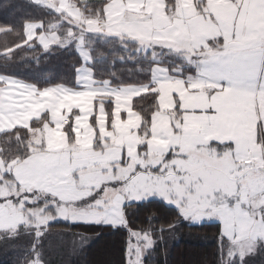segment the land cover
Listing matches in <instances>:
<instances>
[{
  "label": "snow or ice",
  "instance_id": "snow-or-ice-1",
  "mask_svg": "<svg viewBox=\"0 0 264 264\" xmlns=\"http://www.w3.org/2000/svg\"><path fill=\"white\" fill-rule=\"evenodd\" d=\"M41 6L70 27L57 36L45 34L43 21L26 24L24 42L36 36L45 50L75 42L83 66L75 88L40 89L0 74V120L49 118L41 128L14 125L29 139L23 158L0 162V238L31 235L25 264H46L41 241L53 222L127 229L128 208L158 198L178 213L156 229L161 238L179 220H215L221 264H246L264 250V0H105L103 21L67 0ZM86 34L136 45L149 60L147 82L128 88L97 78ZM164 53L179 62H161ZM141 93L154 97L147 127L128 103ZM152 232L130 231L129 264H143Z\"/></svg>",
  "mask_w": 264,
  "mask_h": 264
},
{
  "label": "trees",
  "instance_id": "trees-1",
  "mask_svg": "<svg viewBox=\"0 0 264 264\" xmlns=\"http://www.w3.org/2000/svg\"><path fill=\"white\" fill-rule=\"evenodd\" d=\"M41 4L30 0H0V74L20 78L40 89L58 85L75 88L76 69L82 66L75 42L70 46L52 44L48 50L43 49L39 40L24 42L25 25L30 21H43L45 31H55L57 36L66 35L70 27L62 21V16ZM92 4L86 3L84 8L90 12L89 5ZM76 32L79 30L75 29ZM86 35L87 47L93 49L97 78L111 80L113 85L121 87L147 82L149 60L138 56L134 51L136 45L129 44L125 48L115 38ZM160 59L170 66L179 62L170 53H164ZM153 104L154 97L147 93L134 98L133 107L142 113L145 127ZM105 106L111 119L110 101ZM47 119L45 114L40 120H33L31 127L41 128ZM93 123L96 124L95 119ZM13 128L0 132V157L6 163L23 158L21 149L29 139L25 127ZM127 211L130 221L127 229L71 224L62 220L53 222L41 241L46 264H129L126 248L131 240L130 231L149 227L153 229L152 238L156 243L151 250H145L144 264H221L222 224L219 221L193 225L179 220L175 230L164 231L161 238L156 229L166 228L169 221L176 220L175 208L157 198L141 205L132 204ZM82 236L88 237L83 243ZM32 241L31 235H22L15 240L0 238V264H25ZM246 264H264V250L247 257Z\"/></svg>",
  "mask_w": 264,
  "mask_h": 264
},
{
  "label": "crops",
  "instance_id": "crops-1",
  "mask_svg": "<svg viewBox=\"0 0 264 264\" xmlns=\"http://www.w3.org/2000/svg\"><path fill=\"white\" fill-rule=\"evenodd\" d=\"M38 2H44V0H38ZM67 2H69V3H73L74 5H76L77 7H78V10L80 11V12H82V14L83 15H85V16H88V17H93V18H98V19H100L101 21H103V19H104V12H103V8H104V3H105V0H67ZM86 3H88V4H91V3H94V4H92V5H89L90 7V12H88L87 11V9H85L84 7H85V4ZM97 3L99 4V5H97ZM38 22H41V21H30V22H28L27 24H29V25H31V24H34V23H38ZM75 29L76 28H73V32L75 31ZM25 31H26V29H25ZM39 29L37 30V33H39ZM44 31H45V29H44ZM45 34L46 35H49L46 31H45ZM57 35V34H56ZM35 40H38L37 38H36V36H34L33 37V39L32 40H29V41H27V43L28 42H32V41H35ZM51 46V45H50ZM78 50H79V48H78ZM83 66V65H82ZM81 67V66H80ZM14 78V77H13ZM15 79H19V80H22V79H20V78H15ZM22 81H24V80H22ZM25 83H28V82H26V81H24ZM28 84H31V83H28ZM32 85H34V84H32ZM59 86H65V87H69V86H66V85H58V86H50V87H46V88H53V87H59ZM137 86H139V85H130V86H122V87H128V88H134V87H137ZM69 88H74V87H69ZM45 89V88H44ZM143 94H146V93H141V95H143ZM140 95V96H141ZM137 97H139V96H137ZM135 98V97H134ZM134 98H131V97H129V100H128V103H129V106L130 107H133V101H134ZM99 100H100V102H101V108H102V110L103 109H106V106H105V104H106V102H108V101H110L111 100V97L110 96H107V95H105V96H101V97H99ZM88 103H89V105L91 104V101H88ZM134 108V107H133ZM134 110H135V108H134ZM75 111V110H74ZM137 111V110H136ZM138 112V111H137ZM139 113V112H138ZM32 114H35V113H32ZM29 115H31V114H25V115H23L22 117H20V119H17L16 117H12V119L10 120L9 119V117H7V118H5V121L7 120V121H9V128H5L4 129V127L3 128H1L2 130H6V129H10V128H13V127H15L14 125L15 124H18V123H24V124H28V123H32V121H29V119H28V116ZM47 115V114H46ZM48 117V116H47ZM49 119V118H48ZM48 119H47V121H48ZM153 123L154 124H156V125H159V123H160V119H159V114L157 113L156 114V118L153 120ZM91 124H92V126L93 127H95V124L93 123V121L91 122ZM119 128H120V130H121V134H123L124 132H126V129L125 128H123L122 126H121V124L118 122V125H117ZM99 133L100 134H106V132H105V121H104V119H103V116L101 115V118H100V130H99ZM100 134H97V139H100Z\"/></svg>",
  "mask_w": 264,
  "mask_h": 264
},
{
  "label": "rangeland",
  "instance_id": "rangeland-1",
  "mask_svg": "<svg viewBox=\"0 0 264 264\" xmlns=\"http://www.w3.org/2000/svg\"><path fill=\"white\" fill-rule=\"evenodd\" d=\"M40 3H43V2H40ZM49 35H51V33H48ZM32 84V83H31ZM35 85V84H34ZM37 86V85H36ZM38 87V86H37ZM8 116H4L3 118H2V120H0V132H3V130L1 129V128H3L4 127V129L5 128H9V121H5V118H7ZM14 118V117H13ZM12 129H14V128H10V130H12ZM33 136H35V134H34V132H33ZM0 162H2V163H5L6 164V162L5 161H3V158L2 157H0ZM131 243H135L136 241L134 240V239H132L131 238ZM77 243V242H76ZM75 244V243H74ZM144 254H145V252H144ZM142 261H143V264H144V255H143V257H142Z\"/></svg>",
  "mask_w": 264,
  "mask_h": 264
}]
</instances>
